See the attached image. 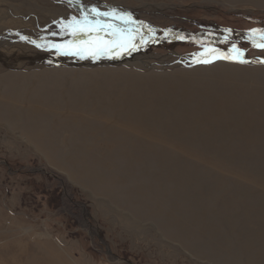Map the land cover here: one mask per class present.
Listing matches in <instances>:
<instances>
[{
	"label": "rangeland",
	"instance_id": "rangeland-1",
	"mask_svg": "<svg viewBox=\"0 0 264 264\" xmlns=\"http://www.w3.org/2000/svg\"><path fill=\"white\" fill-rule=\"evenodd\" d=\"M262 43L264 0H0V264H264Z\"/></svg>",
	"mask_w": 264,
	"mask_h": 264
},
{
	"label": "water",
	"instance_id": "water-1",
	"mask_svg": "<svg viewBox=\"0 0 264 264\" xmlns=\"http://www.w3.org/2000/svg\"><path fill=\"white\" fill-rule=\"evenodd\" d=\"M7 34V33H5ZM94 36H99L100 38H109V37H113V38H119V37H128V35L126 34H118V35H100L98 34L97 32L96 33H92V34H89V35H83L82 37H74L73 42H76V41H90L92 40V38Z\"/></svg>",
	"mask_w": 264,
	"mask_h": 264
},
{
	"label": "snow or ice",
	"instance_id": "snow-or-ice-1",
	"mask_svg": "<svg viewBox=\"0 0 264 264\" xmlns=\"http://www.w3.org/2000/svg\"><path fill=\"white\" fill-rule=\"evenodd\" d=\"M91 11H92L93 13H95L96 16H108V15H110L109 13H101V12H98L97 9H95V8H93ZM73 19H75V18H73ZM77 23H79V22H77ZM85 26L88 27L89 31L95 30L94 27H91V26H89V25H87V24H86ZM252 31H256V30H252ZM76 34L78 35V33H76ZM259 46L262 47V48H264V43H262V44L259 45ZM57 47H59V46L57 45Z\"/></svg>",
	"mask_w": 264,
	"mask_h": 264
}]
</instances>
